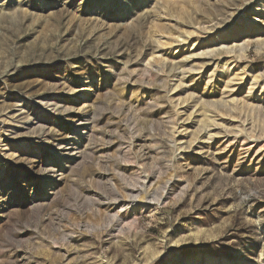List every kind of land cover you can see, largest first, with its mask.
<instances>
[{
  "label": "rangeland",
  "instance_id": "rangeland-1",
  "mask_svg": "<svg viewBox=\"0 0 264 264\" xmlns=\"http://www.w3.org/2000/svg\"><path fill=\"white\" fill-rule=\"evenodd\" d=\"M0 264H264V0H0Z\"/></svg>",
  "mask_w": 264,
  "mask_h": 264
},
{
  "label": "bare ground",
  "instance_id": "bare-ground-1",
  "mask_svg": "<svg viewBox=\"0 0 264 264\" xmlns=\"http://www.w3.org/2000/svg\"><path fill=\"white\" fill-rule=\"evenodd\" d=\"M203 29H206V28L203 27ZM198 30H200V28ZM201 31H203V30H201ZM201 31H199V32H201ZM189 34L191 35L190 32H189ZM167 45H169V44H167ZM244 53H245V51H244V45L243 44H235V43H233L230 46H228V45H219L217 47H213L211 49H208V50L203 51V52L198 53V54H194L193 53L194 57L201 58V60L198 62V64H194L191 67H189V66L187 67L186 66L187 67L186 68V67H184V65L187 64L186 63L187 61H185V62H182V64H179L178 67L171 68L170 72L174 71V74H172L173 78L179 76L180 78L179 77L178 78L181 79L183 77V75H185L186 73H189V72H192V71L196 72V73H199V72H201L204 69V67H206L208 65H211V66H213V69L211 71V74L213 76L211 75L210 77L213 78L215 73L224 72V71L227 72L233 66H235L236 64L242 62V60L244 58ZM166 70H167V68H166ZM251 77H252L251 78L252 81H251L250 84H251V87L254 88V87H256L259 84L258 82H260V80H259V77L257 75L251 76ZM244 78H246L245 72H242V73L235 72L232 75V77H231L229 82L232 83L233 81L234 82L235 81H240V80H242ZM225 137H226V135H225Z\"/></svg>",
  "mask_w": 264,
  "mask_h": 264
}]
</instances>
